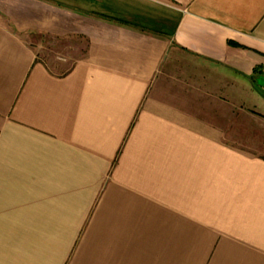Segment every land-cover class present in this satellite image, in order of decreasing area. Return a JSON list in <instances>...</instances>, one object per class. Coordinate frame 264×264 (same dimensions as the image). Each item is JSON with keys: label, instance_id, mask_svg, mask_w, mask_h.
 I'll use <instances>...</instances> for the list:
<instances>
[{"label": "crops", "instance_id": "0c3cea01", "mask_svg": "<svg viewBox=\"0 0 264 264\" xmlns=\"http://www.w3.org/2000/svg\"><path fill=\"white\" fill-rule=\"evenodd\" d=\"M243 109L264 0H0V264H264Z\"/></svg>", "mask_w": 264, "mask_h": 264}, {"label": "rangeland", "instance_id": "374dc122", "mask_svg": "<svg viewBox=\"0 0 264 264\" xmlns=\"http://www.w3.org/2000/svg\"><path fill=\"white\" fill-rule=\"evenodd\" d=\"M40 46H45L48 50V51L46 50L47 55L44 54L43 57L45 63L50 67H54V66L56 67L59 64L64 63L67 56L70 55L71 53V49L65 48L61 45L44 43V44H40ZM49 47L51 49H49ZM244 111H248V109H243V131L251 132L255 130L258 133L261 132L262 133L261 136L264 138V117L259 116L257 118L258 123L255 124L254 122L249 120V118H246L247 116H249V114ZM242 142H243V147L250 146L252 148H257L258 150L264 148L263 141H260V139L253 141H246V139H243Z\"/></svg>", "mask_w": 264, "mask_h": 264}]
</instances>
